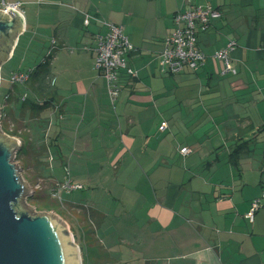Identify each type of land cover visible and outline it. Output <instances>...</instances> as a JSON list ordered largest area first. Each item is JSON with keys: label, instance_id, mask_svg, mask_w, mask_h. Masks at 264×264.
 <instances>
[{"label": "crops", "instance_id": "1", "mask_svg": "<svg viewBox=\"0 0 264 264\" xmlns=\"http://www.w3.org/2000/svg\"><path fill=\"white\" fill-rule=\"evenodd\" d=\"M12 2L21 3L24 24L17 39L31 33L47 46L40 62L51 56L43 96L21 85L44 108L26 105L23 115L47 125L41 157L89 193L66 203L80 217L78 236L68 232L81 258L84 249L88 264H264V0ZM206 5L221 18L197 33L204 65L169 75L158 56L172 16ZM107 24L122 27L134 48L126 61L135 77H121L113 102L91 51ZM231 41L235 74L212 59ZM18 90L6 93L11 114L25 93ZM23 128L9 136L23 147L26 134L30 155L36 132Z\"/></svg>", "mask_w": 264, "mask_h": 264}, {"label": "rangeland", "instance_id": "2", "mask_svg": "<svg viewBox=\"0 0 264 264\" xmlns=\"http://www.w3.org/2000/svg\"><path fill=\"white\" fill-rule=\"evenodd\" d=\"M1 1H4L5 3L12 2V0H0V2ZM31 37H32L31 33L27 32L23 34L19 39H17L18 43L17 41L15 43L14 49L16 47V50L15 53L13 54V58L10 57L11 60L10 61L8 60L4 64H3L4 60L0 62V66L1 64H3L2 67L0 68V107H1L0 113L2 116L0 117V133L12 139L9 141H14V143H17L14 136H9L12 134L18 136V134L16 133L17 128L21 130L23 127L24 128L26 127L25 128L26 130L33 132V136L36 132L34 137L36 138V140L33 141L34 149H31L32 146L29 147L31 154L30 155L27 154L28 138L26 134H23L22 137H20L21 139L18 138L19 140H21L23 147H20V145L17 144L19 150L17 149V151L11 157V162L16 167L17 175L20 178L21 183L25 185L27 189H29L26 197H23L19 205L24 210L28 211L32 217L38 215H49L57 223L59 222L66 232L70 231L71 233L73 232L74 235L78 236L77 228L79 226L77 224V221L80 222V217L71 216L75 214H71L72 209L67 205H71L77 196H80L82 200H85L83 199V197L87 195L89 196V193H87L86 191H81L82 190L81 189V190H75V192L73 191L72 193L71 192L60 193L58 196L53 197L54 193L51 190L53 188H56V185L62 184L65 181L66 170L64 171V169L59 166L60 163L57 161L54 162L46 161L48 160L47 155L44 154L41 157V153H42L40 150L41 141L48 139V135H47L48 131L44 129V127L47 125L46 124L44 125L43 120H41L39 117L36 118V120L31 119L30 112L28 114H24L23 116L21 115V118L23 119L20 120V124L14 123L12 121L13 116L18 115L20 117L18 111L21 104L20 102H22L21 100L19 102V107H15V106L13 107L12 114L11 111L7 110L6 107L7 100L5 99V95L8 91L10 92L11 87H13L14 90L22 89V92L23 93L25 92L24 95L26 96L27 104H33L35 106H39L41 110L42 108H44L39 101L33 99L32 97L33 94H31V90L28 86L22 88L21 85L16 86L18 84H15L12 86L9 83V78L11 76L10 74L8 77L9 71L16 69L18 67L21 70L30 69L34 64L40 63L43 55L45 54L47 46L45 47V45H42L43 46L42 47L41 43L43 42H41V40L38 39L33 40L32 42ZM43 41L44 42L46 41L45 37ZM29 44L31 46H29ZM85 67L88 69L89 64H86ZM26 87L28 88L26 89ZM21 93L18 94L19 97L22 95ZM19 97L16 99H19ZM10 125H12L13 127L10 128L9 130L8 126ZM57 167L59 170H57ZM51 169H54L55 172L51 173ZM68 177L70 179L69 175ZM33 192L36 193L35 194L36 197L34 196L35 197L34 201H31L30 197L33 194ZM44 202H48L49 203L48 206H45ZM101 231H105V228H102ZM70 232H68V234L72 236ZM73 244L75 247L76 246L78 247V243L75 240L73 241ZM102 244L104 245L103 242ZM80 247H82L81 244ZM82 253H83V258H81L80 253L77 252L76 259L80 258L79 261L81 262V264H88V256L84 249L82 250Z\"/></svg>", "mask_w": 264, "mask_h": 264}, {"label": "built area", "instance_id": "3", "mask_svg": "<svg viewBox=\"0 0 264 264\" xmlns=\"http://www.w3.org/2000/svg\"><path fill=\"white\" fill-rule=\"evenodd\" d=\"M20 2H0V12L7 14L9 11L20 13ZM22 16V15H21ZM221 18V14L209 5L203 7H192L172 16L173 30L163 40L162 51L159 53V66L169 75H176L185 69L195 72L204 65L206 57L197 48V33H204L211 21ZM88 20L84 21L87 25ZM54 45L53 42L50 43ZM234 42H229L224 48L214 52L212 59L222 63L224 73L235 74L230 65L229 53L234 47ZM91 51L94 54V70L105 81L108 97L113 102L121 89L120 79L122 76L129 79L135 77V71L128 66L126 57L134 52L129 44L122 27L111 24L106 25V32L103 35H96L93 39ZM51 50H49V53ZM28 72L12 73L9 78L11 85H23L28 80ZM7 97H5L6 99ZM26 96H22L23 101ZM1 110V107H0ZM1 117V116H0ZM189 150L182 148L180 154L186 155ZM80 185H74L69 179L62 184L56 185L51 191L53 197L62 192L70 193L81 190ZM57 193V194H56ZM259 201L251 203L245 218L252 222L254 213L259 209Z\"/></svg>", "mask_w": 264, "mask_h": 264}, {"label": "water", "instance_id": "4", "mask_svg": "<svg viewBox=\"0 0 264 264\" xmlns=\"http://www.w3.org/2000/svg\"><path fill=\"white\" fill-rule=\"evenodd\" d=\"M23 27L19 13L0 12V62L9 58ZM0 134V264H81L59 222L49 215L32 217L19 205L29 189L11 162L18 145Z\"/></svg>", "mask_w": 264, "mask_h": 264}, {"label": "trees", "instance_id": "5", "mask_svg": "<svg viewBox=\"0 0 264 264\" xmlns=\"http://www.w3.org/2000/svg\"><path fill=\"white\" fill-rule=\"evenodd\" d=\"M51 56H46L42 62L38 63L37 66L32 70V71H29L28 73V81L25 83H31L32 86L34 87L35 86V92L38 93L39 96H43V91H44V88H43V83H42V80H43V77H42V74H44V76L46 77V72H47V65L49 63V60H50ZM41 75V76H40ZM13 86V85H12ZM7 97L9 96L8 94L6 95ZM5 96V97H6ZM7 101L9 100V97L6 98ZM28 105V109L30 111H34L35 109L36 110H39L41 109L39 106H35L33 104H27V101H26V98L21 102L20 104V107H19V114H20V117L21 115H23V113L25 112V106ZM1 115V114H0ZM2 123V122H1ZM2 125V124H1ZM13 135V134H12ZM240 147V146H238ZM241 148V147H240ZM235 152L234 154L238 153L237 150L233 151ZM36 193L33 192V194L31 195L30 197V200L31 201H34V198L36 197L35 195ZM35 196V197H34ZM45 206H48V202H44Z\"/></svg>", "mask_w": 264, "mask_h": 264}, {"label": "bare ground", "instance_id": "6", "mask_svg": "<svg viewBox=\"0 0 264 264\" xmlns=\"http://www.w3.org/2000/svg\"><path fill=\"white\" fill-rule=\"evenodd\" d=\"M79 259H80V258L77 259V262H79Z\"/></svg>", "mask_w": 264, "mask_h": 264}]
</instances>
